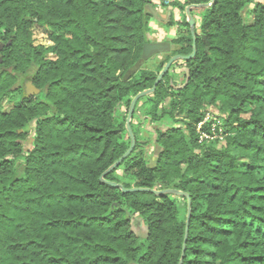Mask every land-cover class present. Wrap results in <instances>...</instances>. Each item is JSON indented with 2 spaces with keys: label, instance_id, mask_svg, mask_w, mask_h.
<instances>
[{
  "label": "trees",
  "instance_id": "1",
  "mask_svg": "<svg viewBox=\"0 0 264 264\" xmlns=\"http://www.w3.org/2000/svg\"><path fill=\"white\" fill-rule=\"evenodd\" d=\"M252 2L192 8L200 21L196 53L184 60L189 81L173 89L167 72L142 108L183 125L157 131L151 162L133 129L137 102L134 148L102 180L131 144L118 108L151 88L171 56L191 54L186 18L157 69L126 76L149 43L154 0H0V264H178L187 197L123 192L108 181L189 195L182 264H264V2L246 25L241 12ZM210 107L225 136L220 148L199 139ZM32 124L24 152L20 138ZM137 218L143 236L133 230Z\"/></svg>",
  "mask_w": 264,
  "mask_h": 264
},
{
  "label": "rangeland",
  "instance_id": "2",
  "mask_svg": "<svg viewBox=\"0 0 264 264\" xmlns=\"http://www.w3.org/2000/svg\"><path fill=\"white\" fill-rule=\"evenodd\" d=\"M185 1L186 0H154L155 4L154 7L152 8L153 16L150 15L148 21V25L150 26V33L147 35V37L149 39V43L152 44L157 43L158 45H160V47H158L157 49L150 50L149 54L146 57L143 56L134 67L128 70L126 76L139 73L141 70L154 71L155 69H157L160 62L163 61L166 56L171 55V53L177 48L176 43L175 42L173 43V40L181 36V34L183 33L181 32V28L185 30L187 28L181 25V22H183L185 18L187 22L188 15L186 13V7L188 5L185 6V10H182L181 8L179 9L177 5H173V3L178 2L180 4L185 5ZM259 1L264 2V0H253L252 3L246 5V7H244V9L242 10L241 14L244 24L246 25L253 24L255 4ZM198 13L199 10H194V9L190 10V15L193 17L195 21L194 25L199 24L200 18ZM170 21L172 22V24L167 28V22ZM184 67H185L184 60L177 59L170 65L169 69L167 70V72H169V74L173 78L174 84L178 86L184 82V73H183ZM263 83H264V79H263ZM170 86L173 89L177 87V86L174 87L173 83H171ZM24 93L27 95L30 94L35 95L34 94L35 90L25 89ZM169 96H171L170 92L168 90H165L164 93L162 94V98H163L161 101L162 105H164V103L168 101V99L170 98ZM18 98L19 96L15 95L13 100L14 99L16 100ZM137 102H136L137 105L136 104L135 105L137 106L138 109L137 112L135 113L136 117L134 119L133 129L138 136L136 140L138 144V150L142 152L145 155V157H147L152 162L157 156L158 151H160V146L156 142L157 131H164L168 129L169 126L171 125L182 126L183 124L179 122L180 118L178 117L174 118V121L167 119L166 116L161 119L153 120L149 115L142 113V108L143 106H146L148 104V100L143 98L142 100ZM12 107H13V102H6V101L3 102L4 111H10ZM212 109H213L212 107L206 109L208 111L206 112L201 122V125L199 126L198 124L197 130L199 129L200 141L204 142L206 145L211 146L213 148H220L223 145H225V136L220 129L216 130L219 128L218 125H220V119L218 117L219 116L218 113L213 114L211 112ZM127 110L128 109L125 106H120L118 108L120 117L126 118L128 113ZM182 117L184 118V116ZM204 124L209 125V130H202V126ZM32 127L33 124L27 131V136H25V139L20 138L24 152L31 151L33 147ZM237 164L238 166H245L247 165V160L240 157L237 159ZM133 230L138 235L143 236L146 234V227L141 223V221H139V218L134 220Z\"/></svg>",
  "mask_w": 264,
  "mask_h": 264
},
{
  "label": "water",
  "instance_id": "3",
  "mask_svg": "<svg viewBox=\"0 0 264 264\" xmlns=\"http://www.w3.org/2000/svg\"><path fill=\"white\" fill-rule=\"evenodd\" d=\"M213 0H211L209 3L207 4H200V5H188L186 7V13L188 15L187 18V23L189 25V29L191 31V34L193 36V46H192V52L190 55L187 56H182V55H174L173 57H171L169 59V61L166 63V65L164 66L163 70L161 71V73L158 74L154 85L149 88V89H145L139 93H137L131 100L130 105H129V109H128V113H127V117L125 120V124H126V128L129 132L130 135V139H131V144L129 149L124 153V155L122 157H120L113 165H111L101 176V179L103 180V176L105 174H107L108 172H110L113 168H115L125 157H127L130 152L132 151V149L134 148V144H135V139H134V135L130 129V120H131V116L135 107L136 102L143 96L152 93L157 84L159 83V81L163 78V76L165 75V73L167 72V70L169 69L170 65L177 59H183V60H188L191 59L192 57H194L195 53H196V43H195V38H194V28H195V21L193 19V17L190 15V10L192 8H200V7H207L212 3ZM158 47H160V45H158L157 43H146L143 47V54L144 57H146L149 54V51L152 49H157ZM186 77H185V81L182 85H179L177 87H175V89H182L184 88L188 81H189V70L187 68H184ZM113 186H117L119 187L123 192H128V191H150L153 192L157 195L159 194H167V193H172V194H177V195H184L187 197V204H188V210H187V216H186V227H185V235H184V241H183V247H182V254L179 260L178 264H182L183 263V258H184V252H185V246H186V241H187V237H188V228H189V222H190V214H191V210H190V200H189V195L187 193H184L182 191L176 190V189H164V190H154V189H148V188H125L123 187L121 184L115 183V182H107Z\"/></svg>",
  "mask_w": 264,
  "mask_h": 264
},
{
  "label": "built area",
  "instance_id": "4",
  "mask_svg": "<svg viewBox=\"0 0 264 264\" xmlns=\"http://www.w3.org/2000/svg\"><path fill=\"white\" fill-rule=\"evenodd\" d=\"M202 122V121H201ZM201 122L199 123V126L201 125ZM198 131H199V129H198Z\"/></svg>",
  "mask_w": 264,
  "mask_h": 264
},
{
  "label": "flooded vegetation",
  "instance_id": "5",
  "mask_svg": "<svg viewBox=\"0 0 264 264\" xmlns=\"http://www.w3.org/2000/svg\"><path fill=\"white\" fill-rule=\"evenodd\" d=\"M175 86H178V85H174V87H175Z\"/></svg>",
  "mask_w": 264,
  "mask_h": 264
}]
</instances>
